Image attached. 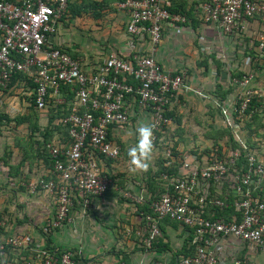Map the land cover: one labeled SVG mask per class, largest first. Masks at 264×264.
<instances>
[{
  "label": "built area",
  "instance_id": "obj_1",
  "mask_svg": "<svg viewBox=\"0 0 264 264\" xmlns=\"http://www.w3.org/2000/svg\"><path fill=\"white\" fill-rule=\"evenodd\" d=\"M70 0H0V89L8 87L17 72L30 76L35 87L36 107L45 109L49 96L57 93L64 84H77L78 106L64 118L69 124L72 142L69 146L53 145L50 153L55 159L53 169L58 181L51 178L33 184L53 198L56 207L45 225V230L64 225L70 219V212L76 198L83 208L90 205L92 198L103 196L112 181L100 172L96 154L106 158H117L121 146L108 137L109 126L126 123L129 114L124 106L125 93H136L138 105L150 108L151 124L156 131L171 123L165 115L169 105L176 99V93L185 84L186 73L173 74L165 70L154 56V51L163 38V27L168 22L185 23L186 16L169 10L172 0H123L120 5L129 13L127 30L132 35L147 34L152 45L151 54L139 53L132 59L113 56L91 74L85 73L80 61L62 47L49 44V38L57 32L58 23L68 12ZM206 22L219 25L232 35L248 33L251 23L261 18L254 34L257 43L255 51L264 53V0H204L201 3ZM253 57L244 60L248 70L242 79L235 78L242 91L240 106L234 110L242 113L249 105L255 91ZM119 74L132 75L139 85L119 79ZM97 92H101V99ZM264 93V88L262 89ZM80 107L83 111H80ZM94 111L101 113L96 116ZM224 122L232 123L227 110ZM91 145L93 151L88 150ZM171 155L168 149L167 156ZM241 155L239 149L224 159L207 160L184 157L187 173L171 179L173 192H165L151 204L152 214L146 216V224L137 230L138 244L143 247L163 237L161 224L169 218L181 226L196 229L192 243L194 254L182 259V264H219V253L227 241H240L254 246L264 261V199L255 196L258 188H264V159L248 155V166L237 167ZM227 183L228 194L224 198L208 199L206 184L213 179ZM223 178L229 181L221 180ZM229 195L233 196L234 207L242 215L241 221L210 219L204 215L208 204L227 207ZM75 197V199H74ZM144 198L138 201L142 202ZM7 219L0 215V255H7V248L18 250L28 248L30 255L22 264H98L78 249L57 252L45 247L31 246L32 235L20 231L5 234ZM221 263V262H220ZM236 259L233 264H242ZM133 264V263H128Z\"/></svg>",
  "mask_w": 264,
  "mask_h": 264
},
{
  "label": "crops",
  "instance_id": "obj_2",
  "mask_svg": "<svg viewBox=\"0 0 264 264\" xmlns=\"http://www.w3.org/2000/svg\"><path fill=\"white\" fill-rule=\"evenodd\" d=\"M121 1L123 0H70L68 12L59 21L57 32L49 38V44L62 47L71 56L78 59L82 70L87 74L94 73L100 65L104 64L108 58L113 56L132 59L139 53L151 54L152 45L147 34L143 32L140 35H132L127 30L129 13L126 9L121 7ZM186 1L188 9H192V11H186V13L189 14V16L186 17L187 21L185 23L167 21L164 24L163 38L154 51V56L163 65L165 70L172 73L177 72L178 74L181 72L184 74L186 73L184 86L177 91L176 99L172 101V105L170 104L173 109L172 111H174V116H180L182 118V124L181 126L177 125L178 128L182 127L185 129L187 123L191 121L198 126L200 121L204 124L206 120L211 127H222L223 124H225L224 119L226 117L224 110H227V113L231 117L235 101L237 97L239 99V95L242 91L239 84L236 86L232 82L233 79L237 78L233 74L238 71L246 70L244 60L249 54L253 57L252 68L254 79L252 81V87L256 92V96L263 93L264 53L256 52L254 46V44L257 43L254 34L259 28L258 23L261 22V18L257 17V19L251 23L248 33L243 35H232L224 32L219 25L204 20L201 8V3L204 0ZM180 14L182 13L180 12ZM218 84H221L225 88L232 87L233 85L234 89L228 95L227 99L223 101L221 105L222 114H217L215 116L214 123V121H212L214 116H212V113L214 108L220 103V99L217 96L219 95V89L216 87ZM9 85L7 90L4 88L0 89V119L2 120V122H0V163L2 162V171L0 174L4 171L7 172V174L9 173L8 176H11V173L14 174V176H11V179L16 180V186L11 187L9 184L6 186L9 190L11 189L13 193L17 194V202L9 203L4 207L11 206V208H14V206L18 204V210L20 212L17 214V220L19 218L26 220L33 216L35 206V201L27 202L24 200V198L28 197L25 194L26 191L29 193V187L33 184H38L41 180H50V176H53L54 173L40 157L41 152L35 147H29L31 139L29 136V122L18 123L9 113L10 110L6 109L7 102L10 101L9 99L19 98L18 95L14 96L12 94L14 89L21 88L24 93V98L26 99L33 90L29 87V84L22 79L15 81L11 79ZM7 92L11 95H7ZM215 93H217V95ZM262 95L264 96V94ZM135 97V95H129L125 99L124 106L129 114V120L126 123H115L110 128L111 137L121 146L122 155H119L118 158L111 161L109 159H102L99 163L100 172L110 179L112 178L109 175L117 176V170L121 167L126 169H130L131 167L127 156V149L131 144L136 143L137 137L135 129L138 126V122L143 121L151 123L152 121L153 115L150 108L140 107ZM48 101L49 106L58 105L57 109L63 107L65 104L66 110L71 109L70 105L71 107L78 106L77 94L72 96L70 93H65L61 90L51 94ZM12 102L15 103L14 100H12ZM29 104L28 102L27 111H24L21 115L29 112ZM17 107L18 101L15 107H11V110H18L19 107ZM198 111L201 114H198ZM184 112L185 115L181 116V113ZM222 115H224V117ZM170 118V125H172L173 119L172 117ZM185 118L188 119L183 122ZM209 119L211 120L208 121ZM12 122L15 123V127L17 128L27 127V134L22 132L23 134H12L9 137L5 136L3 130L5 128L4 126ZM199 128L203 130V132L205 131V127L202 128L199 125ZM172 135H175V137H173V143L178 142L180 138L179 133L174 132L171 136ZM244 135L245 133L241 132V127L238 129V132L235 131V136L239 141L241 140V142ZM61 138L62 136L60 134L59 136H55L53 145L59 143L56 141ZM185 144V140L180 143V145ZM50 149L51 147L49 148V153ZM6 152H8L7 154L11 153L10 156H6L8 161L5 159ZM202 155L199 156V160L206 163L208 158ZM261 157L264 159V156ZM121 161H123V165L120 164ZM204 162L202 164H204ZM120 174L121 173H119V175ZM46 177L50 179L47 180ZM2 181L7 182L4 178L0 180L1 183ZM130 181L128 179L126 184L127 187L130 188L133 183L130 188L132 191L129 189V191H125L123 194L126 197H121L120 195V192H123L121 191L123 189L121 182L115 184L113 181L114 186L112 184L110 189L103 196L92 198L90 205L86 208H83L81 200L76 198L75 204L81 209V212L77 214L79 211V209H77L76 212L72 214V219L68 220L71 221V223L66 222L67 224L65 223L58 227V229L61 230H55L53 234L54 239L60 245L74 246L73 243L78 241L81 236L74 238L72 233L74 230H72V227H75L76 224L85 226L88 225L89 222H93L95 224L97 223L96 226H93V229L96 228V236L92 237L90 234L84 233L83 235L88 240L89 244L88 250L83 246L80 247L83 249L79 248L86 256H88V254L91 255L90 252H94L97 253L101 259H106V257L111 258L112 253L106 255V250H108V248H104V244L101 248L97 247L96 239L98 235H100L103 240H106L105 245L106 247L110 246L112 252L115 247L117 249H129L126 247V243L127 240H130L125 237L118 239L116 229L114 233L109 231V233L103 237L102 230L110 227V222L114 225L116 223L115 221L118 220V222H120L122 220V217H119V212L123 210L121 211L119 201L123 202V206H128L130 202L134 200L140 202L138 199L140 200L146 196L147 189L145 186H142L141 180H136L137 183ZM138 183H140L141 186H139ZM211 189L215 188L212 187L209 181V184L205 186V190L210 193ZM215 190L219 191L218 189ZM39 191L40 196L37 198L40 200L45 198L47 205H49L47 216L49 219L52 217L51 215H53L49 212H54L55 204L53 198L41 189ZM127 193L131 194L130 196L133 201L127 198L130 197ZM25 203H28V205ZM132 208H134V206H132ZM134 211H136V205ZM105 220L107 222H105ZM129 220H131V223L126 227H128L130 231L136 226L138 229L143 226L141 217L136 212L133 213L132 218ZM44 221L45 219L42 224H44ZM106 223L109 224L105 225ZM31 229H33L31 235H35L34 233H37L36 229L38 228L31 224ZM6 230H8V228L5 229V231ZM12 231L13 228L11 231L8 230V233L11 234ZM165 231L170 236V238L166 237V239H169L172 248L177 250L183 244L184 238L187 235L184 227L181 225L176 227L171 223H165ZM92 240H94L95 243H92L90 247V242ZM132 241L137 243L135 240ZM176 244H180V246L177 247ZM129 250H135V252L131 254V263L133 264H151L154 257L157 256L156 254H158V252L151 250L142 251V249H136V247L132 249V246ZM162 254H158V256ZM165 255L167 259H170L173 253L167 252ZM259 256L260 254L254 246L232 240L227 241L226 247L221 249L219 253V260L221 263L219 262V264H233L236 259L242 260L243 264H264V261H259ZM115 259L116 258H111L110 261L113 262Z\"/></svg>",
  "mask_w": 264,
  "mask_h": 264
},
{
  "label": "trees",
  "instance_id": "obj_3",
  "mask_svg": "<svg viewBox=\"0 0 264 264\" xmlns=\"http://www.w3.org/2000/svg\"><path fill=\"white\" fill-rule=\"evenodd\" d=\"M13 1V0H12ZM169 10L173 13H182V15L188 17L189 14L186 13V11H192V9H188L187 7V1L186 0H172V5L169 7ZM208 66V65H206ZM220 67V65H219ZM248 72V70L238 71L235 72L233 75L236 76L238 79H242L243 75ZM173 74H178L177 72ZM25 80L29 87L33 90L35 87V84L33 82V79L25 75L23 73L17 72L13 75L12 80ZM120 80H125L128 83H133L136 87L139 85V82L129 74H119ZM232 82L238 86L237 83L234 82V79ZM10 86V85H9ZM219 91V95L215 93L219 99L220 103L214 108L213 113L215 111H218L219 114L221 113V105L223 104V101L227 99L228 95L232 92V87L225 88L221 84H218L216 86ZM79 86L77 84H64L61 86L60 90L65 93H70L72 96L76 95V92L78 90ZM226 90H225V89ZM98 96L103 99L102 93L97 92ZM264 94V93H262ZM260 95H253L251 98L248 107L240 114L236 112L234 109L231 112V118L232 123L231 124H223L222 127L216 126L215 133L213 135V138L215 139V145L210 148V150L213 152V155L208 158V160H214V159H221L223 158V154L227 153L228 151H233L236 149H239L241 151V155L237 161V167L240 169L243 168L244 170L248 166V155L255 154L258 156H264V124L262 123V119H264V96ZM129 95H135L136 101H138V95L136 93H125L124 96V104L125 99ZM73 98V97H72ZM27 100L29 101V112L24 115H18L15 117V121H18V123L22 122H29V130H30V142L29 147L30 148H36L38 151H40V157L44 160L46 165L50 168V170L54 169L55 165V159L52 157V155L49 153V148L53 146V140L55 136H59V134L62 136L61 139H57L56 144L63 145V146H69L72 142L70 133H69V124L64 123V118L69 115L72 112V107L70 105V110H66V104L63 105V107H60L57 109L58 105H54L52 109L49 108L48 112V122L45 125H42L41 123V113L40 109L36 107L35 102V94L32 92L28 97ZM172 105V103H171ZM171 105H169L167 111L165 112V115L167 117H172L175 119V122L178 126H181L182 124V118L180 116H174V111H170ZM240 106V100L236 99L235 101V107ZM50 110L52 111L50 113ZM151 110V109H150ZM80 111H83V108L80 107ZM95 115L98 116L101 112L100 111H94ZM224 117V115H222ZM0 122L2 120L0 119ZM215 123V122H214ZM115 124V123H114ZM109 126V132L108 137L110 140H113L111 137V126ZM117 124V123H116ZM170 125V124H169ZM165 125L160 130L156 131V139H155V150H162L163 147L169 146L171 148V155L167 156L162 154L159 156V158L155 162V167L151 166L146 171L145 175L142 177L141 181L145 188L147 189V194L144 197V200L142 202H135L136 203V213L141 217V223L144 226L146 224V216L148 214H152L151 204L153 201L159 199L165 192H173L174 186L171 183L172 178H176L179 176H183L187 173L186 168L184 167V152L179 149L180 143L185 140V137L183 136L184 129L180 127L176 130L177 133H179L180 138L179 141L171 144L169 141H166L164 133L167 126ZM261 125V126H260ZM241 127V132L245 133L244 138L239 141L237 137L235 136V131L238 132V129ZM261 127V128H258ZM257 129L261 131L257 132ZM168 131V130H167ZM256 132V134H254ZM209 135V134H208ZM225 141V144H221L220 142ZM114 141V140H113ZM165 144V146H163ZM228 145V146H227ZM231 146V147H229ZM168 148V147H166ZM93 147L91 145L88 146L89 151H93ZM206 153L210 152L207 150ZM224 152V153H223ZM119 157V156H118ZM117 157V158H118ZM229 157V156H228ZM96 158L100 163V160L102 159H109L110 161L116 158H106L102 154H96ZM109 175V174H108ZM123 174L120 175H109L115 184H117V179ZM11 176H14V174L11 173ZM50 178L55 179L58 181V178L56 175H51ZM49 177H46V179H50ZM214 178L211 179L212 187L214 183ZM124 185L123 180L121 181V185ZM112 186V185H111ZM126 187V186H125ZM228 185L225 187H222L220 191H217L215 189H211V192H207L208 199L212 197H219L224 198L228 193ZM254 195L259 196L264 199V188H258ZM80 199V198H79ZM233 196L229 195V199H227L228 206L227 207H219L216 205L208 204L205 208L204 215L210 219H225L227 221H237L240 222L242 215L239 211L236 210L234 207V201ZM7 210V208L5 209ZM2 213L0 212V215ZM165 223H171L172 225L178 227L180 224L171 221L169 218L165 220L163 224H161V228L163 230V237H159L157 240L153 242L152 245L149 247L143 246L141 247L142 251H155L158 252V254H162L161 256L154 257L151 264H182V259L192 255L196 251V245L192 243V239L194 238L196 234V229L184 225L185 232L187 235L184 238L183 244L177 249L174 250L171 246L170 240L166 239L170 238V236L165 231ZM45 222L42 224L38 229H36L37 233H34L35 235H32L33 241L31 243V246H41L45 247L49 251H64L65 249H72V250H78L79 248L72 246L67 247L65 245H60L53 237L54 231L58 228H52L48 231L45 229ZM127 229V228H126ZM125 227H122L119 225L117 228L118 233V239H121L123 237L129 239L130 241L140 240L139 236L137 237V229L136 226L134 229H132L130 232H128V229L126 230ZM38 230V231H37ZM123 230V232H122ZM166 239V240H165ZM137 242V243H138ZM114 251L108 250L106 254H111L112 258H116L113 262H107L108 264H128L131 263L132 258L131 254L135 252V250H124L120 248H114ZM7 255L5 257V263L4 264H14L13 258L18 255L20 258V264H21V258L22 262L25 258H28L30 255V251L28 248H19L18 250H12L11 248H7ZM172 252L173 256L170 259H167V257L164 256L165 253ZM100 256L97 254L92 256L91 259L95 261L98 264H101L103 260L99 259ZM165 257V258H163ZM4 256L0 255V264H2ZM106 263V264H107ZM243 264V263H242Z\"/></svg>",
  "mask_w": 264,
  "mask_h": 264
},
{
  "label": "rangeland",
  "instance_id": "obj_4",
  "mask_svg": "<svg viewBox=\"0 0 264 264\" xmlns=\"http://www.w3.org/2000/svg\"><path fill=\"white\" fill-rule=\"evenodd\" d=\"M7 88H9V87H6L4 89L7 90ZM22 91L23 90L21 88L14 89V91H13L12 94L14 96H17L18 95L19 98H16V99L15 98H11V99H9L10 101L7 102L6 109L7 110H10L9 113L12 115L13 118H15L17 115H21V113H23L24 111L25 112L27 111V107H28V102L29 101L26 98H24V93ZM7 95H11V94L7 92ZM12 100H14L15 103H13ZM17 101H18V107H19V108L18 107L17 108H18L19 111L18 110H11V107L12 106L15 107L17 105ZM49 108L52 109L53 106H51V105L49 106V101H48L46 108L43 109V110H40V113H41V123H42V125H45L48 122V117H49L48 110H49ZM172 110L173 109H171L170 111H172ZM51 112L52 111L50 110V113ZM181 114L180 115L183 116V115H185V112L184 113H181ZM198 114H201V113L198 111ZM217 114H219L218 111H215L214 113H212V116L214 115L213 118H212V121L215 120V116ZM177 115H179V114H177ZM203 117H204V115H203ZM187 119L188 118L183 119V122H185L184 120H187ZM210 120L211 119H209L208 121H210ZM199 123H200L199 125L202 128L205 127L204 128L205 131L203 132V130H201L199 128V125L196 126L192 121L189 122V123H187V125H186V127L184 129V132H183L184 133V136H185V142H186V144L179 146V149L185 153L184 154V157L186 155H188L189 158L191 160H194V161H197L199 159V156L202 155L203 153H205L203 155H205L206 158L211 157L213 155V152L210 150V148L213 147V146H216L215 145V139L213 138V135L215 133L214 131H215L216 126L211 127L210 125H208L207 120H206V122L204 124L202 123V121H200ZM262 123L264 124V119H262ZM4 127L5 128L3 130H4V133H5V136H8V137L10 135H12V134H14V135L15 134H23L22 132H25V134H27V127L26 128H17V127H15V123L14 122L9 123V124H7ZM258 128H261V127H258ZM177 129H179V128H178V126H177V124L175 122V119H173L172 125L167 126L166 129L164 130L165 131V133H164L165 139H166V141H169L170 145L171 144H174L173 143L174 142L173 137H175V135H172L171 136V134L174 133V132H176ZM261 131L259 129H257V132H260L261 133ZM254 134H256V132H254ZM220 143L221 144H225V141H222L221 140ZM132 145L133 144H131L130 146H132ZM163 146H165V144ZM166 147H168V148H166ZM229 147H231V146H229ZM168 149H171V148L169 146H165V148L163 147V149L161 151L158 150V149L154 150V153H153V156H152V160L150 162L151 166L155 167L156 160L159 158L160 155H162V154L166 155ZM207 150L210 152V154L208 152L207 153L205 152ZM233 151H235V150H233ZM233 151H228L227 153H224L223 152L224 153L223 154L224 157L221 158V159H224V158L230 156V154H232ZM7 153L8 152L5 153V157L8 156V155L9 156L11 155V153H9V154H7ZM121 155H122V152H121L120 156ZM5 159L8 161V158L7 157ZM121 159H119V160H121ZM1 163H0V172L2 171V169H1L2 164ZM120 164L123 165V161H121ZM117 172H118L117 175H119V173L123 174V175H121L122 177H119L117 179V182H121L122 180L124 182V185L123 184L121 185V186H123V189L121 190L123 192L122 193L120 192L121 197H126L123 194L125 191H129V190L132 191L130 188L132 187L133 183H132L131 187L128 188L127 187V184H126V181L128 179H129V181L132 180L130 182L137 183L136 180H141L142 177L146 173V171H139V170L138 171H132L131 170V167H130V169H126V168L121 167L120 169L117 170ZM8 174L5 171L0 174V180L2 178H4L5 180H7V182L6 181L5 182L2 181V183L0 182V212L2 213L1 215L5 216L6 219H7V227H6V229L8 228V230L11 231L12 228H13V231L11 232V234L12 233L16 234V233H19L20 231H23L25 233L31 234L32 233V230H33V229H31V224H32V226H36L38 228V227H40L42 225V222L45 219L44 222H45V225H46V222L48 220L47 216H48V207H49V205H47V202L45 201L46 200L45 198L43 199V197H42L43 200H40L39 198H37L38 196H40V191H39L40 189L39 188H36L33 191L32 190L33 186H30L29 187L30 188L29 189L30 192L28 193L26 191V193H25L28 197L24 198V200L27 201V202L28 201H30V202H34L35 201L34 202L35 203V206H34V211H33L34 214H33V216L30 215L32 217L27 218L26 220L25 219H22V218H19L17 220V214L20 212L18 210V204L15 205L14 208H11V206L6 207L7 210H5L6 208L4 207L5 205H8L9 203L17 202V194L13 193L12 190L11 189L9 190V188L7 187L8 184L11 187L12 186L15 187L16 186V180L15 179H11V176L10 175L8 176ZM122 178H124L125 180L122 179ZM221 180L229 181L226 178H223ZM213 181H214V183H213L214 188L215 189H218L219 191L221 190L222 187H225L227 185V183H219V182H217L218 180H216V181L213 180ZM141 184H142V186H144L143 183H141ZM138 185L141 186L140 183H138ZM113 186H114V184H113ZM127 195L130 196L131 194L130 193H127ZM127 198L131 199L132 197L130 196V197H127ZM74 199H75V197H74ZM131 201H133V199H131ZM134 201L137 202L136 200H134ZM134 201L133 202H130L128 206H123V202L121 201L122 202L121 203L119 201L120 207H121V211L123 210L122 212H119V217H122L121 218L122 220L120 222H122V223L118 222V220H117V221H115L116 223L114 225H112V223L110 222V224H111L110 227L102 230V233H103L102 234V237L103 236H106L109 233V231L110 232H113V233L115 232V229L117 231V228L119 227V225L122 226V227H125V229L127 228L128 229V232H130V229L128 227H126V226L130 225L131 220H129V219H131L133 213H135L134 209H135L136 203ZM25 204L28 205V203H25ZM132 206H134V208H132ZM126 208H128L130 210H128ZM77 209H79V211L77 213V214H79L81 212V209L78 208L76 206V204H75V206H73V208H72V211L70 212V219H72V214L74 212H76ZM130 211H131V213H130ZM55 212H56V207L54 206V212H49V213L55 214ZM129 215L131 216V218H130ZM66 222L67 223L68 222L71 223V221H66ZM105 222H107V221L105 220ZM108 224L109 223H106L105 225H108ZM96 225H97V223L95 224L93 222H89V224L88 225H85V226H83L81 224H76L75 227H72V230H74V231H72L73 237L74 238H77L78 236H81L78 241H76L75 243H73V245L75 247H77V248H80V247L83 246L86 250H88L87 249L88 246H89L88 240L84 237L83 234L84 233H87V234H90L92 237L96 236V232H95V229L96 228L93 229V226H96ZM8 230L5 231V234H8ZM59 230H61V229H58V231ZM117 232H120V231H117ZM122 232H123V230H122ZM96 242H97V247H99V248H101L103 246V244H104V248H108V250L111 249L110 246L106 247V245H105L106 244V240H103L100 235H98V237L96 239ZM92 243H95L94 240H92L90 242V247H91ZM126 245H127L126 247L129 248V249L131 248V246H132V249L135 248V247H136V249H141V246L138 243H134V241H128L127 240ZM176 245H177V247L180 246V244H176ZM67 247H69V246H67ZM70 248H72V246ZM80 249H83V248H80ZM129 249H127V250H129ZM108 250H106V251H108ZM90 253H91V255L88 254L89 257L94 256L93 254H95V255L97 254V253H94V252H90ZM106 255H108V254H106ZM164 256L166 257L165 254H164ZM5 257L6 256H4V258L2 260V264L5 263ZM165 257H163V258H165ZM111 258H112V255H111ZM111 258L110 257H106V259H104V258L101 259L99 257V259L103 260V262L101 264H106L107 262H111L110 261ZM258 259L261 262L263 261V257H262L261 254L258 257ZM12 261H14V264H20L19 263L20 262V258L18 257L17 254H16V256H14V258H13ZM22 263L23 262H22V258H21V264Z\"/></svg>",
  "mask_w": 264,
  "mask_h": 264
},
{
  "label": "clouds",
  "instance_id": "obj_5",
  "mask_svg": "<svg viewBox=\"0 0 264 264\" xmlns=\"http://www.w3.org/2000/svg\"><path fill=\"white\" fill-rule=\"evenodd\" d=\"M136 143L127 149V156L132 171H147L155 150V125L138 122L135 129Z\"/></svg>",
  "mask_w": 264,
  "mask_h": 264
}]
</instances>
